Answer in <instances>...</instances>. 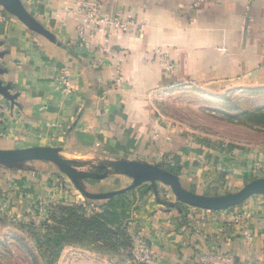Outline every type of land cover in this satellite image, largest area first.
<instances>
[{
	"label": "crops",
	"instance_id": "crops-1",
	"mask_svg": "<svg viewBox=\"0 0 264 264\" xmlns=\"http://www.w3.org/2000/svg\"><path fill=\"white\" fill-rule=\"evenodd\" d=\"M22 1L61 45L31 32L0 7V69L6 71L0 80L17 95L14 101L0 97V149L61 147L62 154L76 159V149L90 139L110 159L127 160V142L150 140L154 94L182 85L239 84L264 74V0H93L105 12L144 26L140 37L106 36L91 28L89 42L97 47L106 42L110 55L91 52L80 39V18L67 15L73 0ZM157 50L175 60L174 75L152 60L150 54ZM117 66L124 80L115 87L111 74ZM57 74L67 75L70 91ZM99 151L82 155L94 160L96 154L102 157ZM35 163L43 169L49 164ZM22 171L26 175L17 177L24 178L16 181L18 188L34 189L31 172ZM143 199L134 225L153 252L150 264L200 261L210 250L231 255L237 264H264V200L211 212L187 206L180 211L156 194ZM68 252L63 250L62 261ZM92 256L90 263L78 258L65 262L134 264L128 254L126 262Z\"/></svg>",
	"mask_w": 264,
	"mask_h": 264
},
{
	"label": "rangeland",
	"instance_id": "rangeland-1",
	"mask_svg": "<svg viewBox=\"0 0 264 264\" xmlns=\"http://www.w3.org/2000/svg\"><path fill=\"white\" fill-rule=\"evenodd\" d=\"M151 101L153 126L146 135L150 140L142 139L140 144L141 139L136 137L127 142V161L159 165L179 176L188 190L209 196L237 192L264 178V74L252 81L212 88L182 85L154 94ZM99 148L87 139L80 150L76 149V159L62 155L84 164L80 171L92 173L103 172L93 169V164L126 160L110 159L111 154L100 152ZM90 150L99 151L102 157L96 154L90 160L88 155H82ZM36 165L32 162L21 166L35 179L34 189L18 188L16 181L23 182L24 178L17 180V177L24 175L25 169L12 167L6 173L0 172V264H67L77 258L79 263L84 259L91 262L92 254L108 256L110 262H126L128 254L136 264L138 230L134 221L139 202L144 203L143 196L157 193L161 201L178 204L172 189L162 183L154 186L148 183L127 191L110 208L107 223L115 235L101 241L90 238L67 245L53 263L56 250L39 248L37 239L42 241L46 235H53L47 228L56 227L63 216L61 208L82 207L81 214L87 219L104 214L105 210L84 197L55 165L49 163L44 169ZM132 182L126 176L113 175L104 180H85L82 185L87 192L96 194L123 190ZM250 199L261 201L264 196ZM245 203L240 206L246 208ZM65 249L69 251L64 258L66 262L61 258Z\"/></svg>",
	"mask_w": 264,
	"mask_h": 264
},
{
	"label": "water",
	"instance_id": "water-1",
	"mask_svg": "<svg viewBox=\"0 0 264 264\" xmlns=\"http://www.w3.org/2000/svg\"><path fill=\"white\" fill-rule=\"evenodd\" d=\"M0 7L20 21L31 32L45 38L51 43L61 45L56 35L31 15L22 0H0ZM3 57L4 53H0V59ZM5 72L3 69H0V75H3ZM11 91L12 86L4 85L0 80V97L8 101H14L17 95L11 94ZM62 151L61 147L46 146L23 149H0V165L17 167L32 162L53 164L73 182L84 197L90 200L111 199L148 183L153 186L157 183L169 186L176 196L178 203L211 212L232 209L240 206L252 197L264 196V178L246 184L237 192L209 196L188 190L183 186L179 176L161 168L159 165L140 161L110 160L101 161L98 165H92L93 169L103 171L102 173L84 172L79 170L85 166L84 164L64 158ZM113 175L126 176L132 179L133 182L123 190L96 194L87 192L82 185V182L85 180H104Z\"/></svg>",
	"mask_w": 264,
	"mask_h": 264
},
{
	"label": "built area",
	"instance_id": "built-area-1",
	"mask_svg": "<svg viewBox=\"0 0 264 264\" xmlns=\"http://www.w3.org/2000/svg\"><path fill=\"white\" fill-rule=\"evenodd\" d=\"M74 6L72 11H68L67 15L71 13L80 18L78 26V34L80 39L89 47L91 52H102L110 55L112 51L108 44L103 42L99 47L89 42V37L93 38L94 34L91 28L100 29L103 35H127L134 34L138 37L142 36L143 25L137 23L133 19H122L119 16H113L103 10L101 6L95 5L93 0H73ZM58 16V15H57ZM60 23L64 27L66 21L63 16H59ZM152 60L157 59L161 62L170 75H174L176 71V62L169 54L163 53L161 50L154 51L150 54ZM112 75L113 85L116 87L120 85L123 80V72L120 66H117ZM57 78L61 84L64 85L67 91H70L69 79L65 74H57ZM242 215L246 216V213ZM135 244V261L136 264H150L154 260L153 252L149 247L144 233L140 230L136 233ZM187 264H237L234 257L231 255H224L214 251H207L202 255L200 261L190 260Z\"/></svg>",
	"mask_w": 264,
	"mask_h": 264
},
{
	"label": "trees",
	"instance_id": "trees-1",
	"mask_svg": "<svg viewBox=\"0 0 264 264\" xmlns=\"http://www.w3.org/2000/svg\"><path fill=\"white\" fill-rule=\"evenodd\" d=\"M22 165H19L15 168L20 169L22 168ZM12 167L14 166L0 165V169H8ZM120 195L107 200H90L92 203L97 204L99 207H102L105 210L104 214L95 215L90 219L85 218L81 214L82 207L61 208L63 216H61L60 221L57 222L56 218L54 217L55 222H57L56 227L47 228L49 232H53V235H46L47 237H45L42 241L37 239V245L39 248L53 247L56 251L53 253L54 259L52 262L55 263L60 256V252L67 245L77 244L90 238L96 241H101L115 235L114 231L109 229L107 219L111 214L110 208L113 206L116 198ZM176 206L180 211H183V207L185 205L178 203ZM30 226L31 228H34L33 223H31Z\"/></svg>",
	"mask_w": 264,
	"mask_h": 264
}]
</instances>
